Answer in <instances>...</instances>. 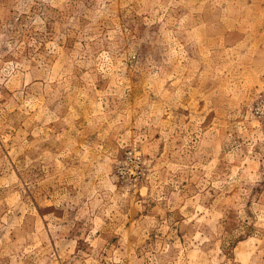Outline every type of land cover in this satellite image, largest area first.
Here are the masks:
<instances>
[{
  "label": "rangeland",
  "instance_id": "obj_1",
  "mask_svg": "<svg viewBox=\"0 0 264 264\" xmlns=\"http://www.w3.org/2000/svg\"><path fill=\"white\" fill-rule=\"evenodd\" d=\"M0 264H264V0H0Z\"/></svg>",
  "mask_w": 264,
  "mask_h": 264
}]
</instances>
